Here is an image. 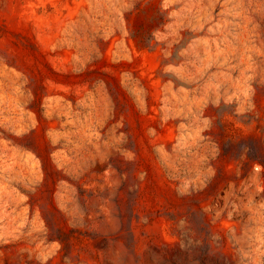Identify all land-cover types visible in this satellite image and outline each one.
Listing matches in <instances>:
<instances>
[{"label": "rangeland", "instance_id": "374dc122", "mask_svg": "<svg viewBox=\"0 0 264 264\" xmlns=\"http://www.w3.org/2000/svg\"><path fill=\"white\" fill-rule=\"evenodd\" d=\"M0 264H264V0H0Z\"/></svg>", "mask_w": 264, "mask_h": 264}]
</instances>
